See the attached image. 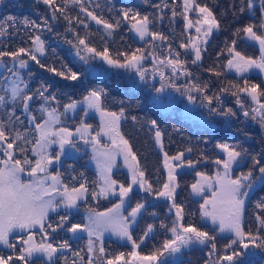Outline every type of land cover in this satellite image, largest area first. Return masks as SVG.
<instances>
[{
  "label": "snow or ice",
  "instance_id": "6c2138e0",
  "mask_svg": "<svg viewBox=\"0 0 264 264\" xmlns=\"http://www.w3.org/2000/svg\"><path fill=\"white\" fill-rule=\"evenodd\" d=\"M3 0H0L2 3ZM41 2V0H36ZM45 5L52 7L55 4V0H42ZM73 3H79L81 11L86 13L87 17L95 22L96 25L101 26L103 33L107 37H112L116 29L121 25V21H128L131 24V30L134 31L141 40H145L150 37L151 41L155 40H166L167 37L163 34L154 32L151 30L150 25L153 23L149 19L147 14L141 15L138 11L127 9L122 12L121 18L116 19L115 22L109 21L103 18L102 15H98L95 11H89L88 8L83 6V0H73ZM67 7V0H65V7L57 6L52 11V18L57 19L56 12L59 11L61 14L65 13ZM158 7V6H157ZM165 7L167 5L165 4ZM259 8L261 12V19L259 24V34L257 25L248 24L242 29H237V34L243 32L247 39L258 42L260 48L259 59L252 57H246L238 51H234V48H229L230 53H234L233 59L228 61L229 68H235L237 73H247L252 69H258L260 72H264V0H260ZM247 9L253 12L254 15V0H248ZM195 11L199 13V18L194 22L189 19L187 13ZM241 12L245 11L242 7ZM177 15L173 10V16ZM181 15L184 16L186 21V27L191 29L195 27V31L198 34L197 41L199 43L206 42L207 37L215 29H219L220 23L213 11L207 6H201L196 3V0H183V12ZM162 18V17H161ZM8 21L13 20V17H8ZM64 19L71 24L72 18L65 15ZM77 22L84 24L87 28L88 25L84 20ZM33 27L39 28V25L32 24ZM7 34V29L0 25V36ZM202 37L201 38V35ZM88 36L81 37L79 34L76 35L77 43L76 56L83 61L84 64H89L90 61L99 58L107 65L114 68L123 69H135L139 74L141 81L146 80V70L142 68V61L146 59L145 50L136 49L132 52H117L115 55L112 54L107 44L102 49H98L92 46L89 42ZM104 39V36L101 37ZM32 39V48H19L17 51L4 52L0 51V58L9 56L13 61L19 62V68H26L28 61L21 58L22 54L27 55L32 61H35L41 68L46 66L41 63L38 59L37 53L41 56L45 53V42L39 35H36ZM191 41V37L189 38ZM233 41V45H235ZM189 45L182 44L181 47H188ZM191 47L195 50V60L201 59V47L196 41H191ZM179 53H176V59H169L167 61H160L161 65L171 67L175 73L177 68L183 67V62L179 60ZM3 61L0 60V65ZM12 75L15 79L8 80L7 87L3 89L5 95H0V109H3L5 105L11 101L13 105L18 102H22V109L24 113H30L29 102L34 97H39L44 103L40 105L39 111L43 114L42 122H36L35 116H30L29 123L35 124V131L38 135L33 139L27 138V129L24 133L20 131H13L11 125L14 123L12 120L15 115V108H11L8 111V120H0V245H3L7 249L12 250V254L3 255L0 254V264H14V261H22L23 264H32L31 258L36 253L44 254L48 261L53 260L54 254L57 253L58 248L53 246L51 243L41 242L39 244L33 243L34 234L32 229L37 226L44 233L48 235V229L55 232L58 228H64L69 223V217L67 215L61 216L56 222L55 227L52 223L48 222L49 212H55L62 205L66 209H71L76 206L77 200L85 196L88 193V188L84 183H81L79 187H73L69 189L67 184H63L61 174H50L48 172V166L52 165L54 161H59L60 154L51 155L48 152V148L51 144L59 143L61 151L64 150L65 144H69L75 147L74 141L71 139L73 133L67 128H56V125L60 123L61 113H58L56 108H48L46 105L50 101L56 100V96H46L45 93L48 91V86L43 83L37 88L32 94H26L28 85L20 77L19 71H13ZM48 71L54 73L57 76L63 77L66 80L76 81L80 78L82 73L76 72L64 66V70H58L56 67L48 68ZM184 74H188L185 72ZM219 75V73H217ZM161 79H164V73L160 72ZM21 84L24 85L21 88ZM232 87H237L232 85ZM157 92L163 91V85L161 88L156 89ZM239 93H246L253 104L255 105L251 109L245 108L244 102L241 100ZM106 95L103 90L93 89L91 90L84 100L87 102L89 108H95L101 112L102 116V128L101 132L108 135L111 138L113 148L108 151H99L95 145L99 144L98 136L92 137L93 151L96 155L93 159L96 160L97 168L100 171L101 185L99 193L92 192L91 194L95 197L97 195H108L110 192L115 193L117 187L119 189L120 203L113 206L106 213H99L95 216H90L87 224H71L67 230L73 234L79 231H87L89 235L88 240V252L89 257L87 264H129V261L124 260V253H120L114 258H105L107 256L106 249L101 243L98 248L99 255H96L95 242L91 239L93 236L100 237L103 235L104 230L111 229L120 238H126L132 242L133 249L139 247V244L132 237L130 231L131 226L136 222L138 214L144 209L143 203H137L135 207L131 209L127 216H125L121 209L124 205L125 198L130 199V193L133 191V186L138 185L140 188L147 192H153L152 185L147 181L145 172L141 169L136 154L132 151V147L127 139L119 131V120L124 115V109L121 108L119 114L116 112H107L102 109L101 102L102 97ZM236 96V104L240 108L244 109L243 115L250 117L253 121H256L262 130H264V89L261 88L260 84H251L249 86L248 81L245 80L244 87L238 88L237 93H233ZM6 96L8 99L6 100ZM194 98L189 96V100ZM212 98H208L209 104H211ZM77 102H72L65 105V111L68 109H75ZM216 111V109H211ZM226 117L236 116V112L232 108H228L220 113ZM109 117L110 119L105 121L103 118ZM136 117H133L135 120ZM19 120V117H16ZM22 123V121H21ZM153 125H156V121H151ZM6 124L8 128H6ZM91 125L81 124V127L76 129L77 133H81V138H84L88 134V130ZM156 141L161 142L162 133L157 130L155 133ZM22 142V143H21ZM87 142V141H86ZM31 144V151L37 157L35 161L30 160L26 152L28 149L24 146ZM162 147V144H161ZM219 149L225 154V159H218L216 163L223 165V174L217 172L215 182L218 188L212 192L211 197L204 199L203 204L200 205L202 216L210 218L212 224H218L221 232L228 231L234 233L236 238L232 240L230 244L226 245V248L232 247L237 241H239L244 248L249 247V243L255 245L259 239L261 243L257 246L264 247V238L254 235L251 231L245 232L243 228V213L245 210V200L250 194V190L254 185L259 182L264 185V167L259 168V175H254V172L250 168L247 172H241L238 176L233 178L232 171L233 165H239L247 155V150L240 149L238 145H230L228 143H220L217 145ZM187 152H191L192 149H186ZM123 154L125 164L131 172V183L127 186L124 184H118V181L112 178V169L115 165V159L117 154ZM17 154L24 156L23 160L17 159ZM184 152H180L171 159L179 161V164H170L169 157L165 153V167L169 168L168 182L164 183L163 189L156 191L155 194L162 197H167L173 200L172 208L176 209L175 219L172 222V226L168 228V231L172 233V239L165 240L162 248L155 250L149 256H140L136 251L131 252L129 255L140 261H148L149 264H165V257L174 256L175 254L181 253L183 248L194 246L197 244L206 245L211 243L212 251H216V244L214 243V237L209 234L208 231H202L200 228L189 223L185 225L183 223V207L175 203V192L177 188L175 169L183 165ZM253 166L259 165L260 161L255 157H252ZM188 167H193V161H187ZM25 166H30L28 176L30 179L27 181L21 179V173L26 169ZM82 175V174H81ZM200 177L195 183L191 185L193 193L199 195L204 192L205 186L212 187V178L206 176L204 173H197ZM75 179V177H73ZM61 187L63 191H61ZM257 207L264 209V199L258 202ZM261 228H264V217L258 216ZM161 227H167L163 223ZM154 225L148 224L144 236L141 237V242L153 231ZM28 232V238L17 237L24 245L17 254V245L13 242L11 237L17 231ZM247 239L248 243H245ZM61 249L69 248L70 245L67 241L59 246ZM212 253L210 252V255ZM75 255L79 256V253ZM241 255V253L234 251L231 255H224L218 257V261H228L229 264H234V258ZM95 257V259H94ZM83 260V257H80ZM75 264V261L72 262Z\"/></svg>",
  "mask_w": 264,
  "mask_h": 264
},
{
  "label": "trees",
  "instance_id": "16d2710c",
  "mask_svg": "<svg viewBox=\"0 0 264 264\" xmlns=\"http://www.w3.org/2000/svg\"><path fill=\"white\" fill-rule=\"evenodd\" d=\"M27 1H31L33 5L31 2ZM27 1L7 0L8 3H5L0 7V20L13 17L14 19H20L25 22L26 30L20 29L18 31V33H21V31L22 33H26H21L22 35L19 36L18 42L21 46L32 48L31 38L36 35L41 37L45 42V53L42 56L37 54V56L41 63L46 67L41 68L35 61H32L25 54H22L21 58L28 61L26 68H19V62L13 61L9 56L0 58V60L3 61V64L0 65V95H5L3 91L5 88V81H7V79H15V76H13L12 72H9L8 69L19 71L20 77L28 85L26 94H32L42 83L45 86H48V91L45 95L51 96L54 94L56 100L50 101L46 107H61L62 103L80 98L84 93H89L93 89L103 90L106 92V95L102 97L101 102V104L104 105V109L106 108V110L116 113L120 112L121 108L124 109V115L119 120L120 131L125 139L129 141L137 156L139 164H141V169L145 171L147 165L152 167L150 173L153 172V174L151 177L157 172L155 168H157L158 160L152 150L153 147H155L154 139L156 138L154 135L156 131L153 129L152 124H150V121L153 120L156 121L154 128L162 133L161 138L164 141L170 140L171 138H180V140H182V138L193 139V137H197L198 139L204 140V145L208 146L205 150L209 153L213 147L211 144L214 142V138H223L220 142L226 141L228 144L230 142H235L241 147V149L244 148L249 151V153L255 154L254 157L260 161L259 165L255 166L256 170H259L262 163L264 164V145H262V142H264V130L261 129L256 121L253 129L249 124H246L250 127L247 129L251 132L249 137H244L239 134V136L234 139V133L227 131L225 123H223L224 125L222 126L208 127V124L204 122V120L193 121L191 116H188L182 109L180 110V105H177L176 107V105L172 103V105L170 104L166 106L165 109L155 106L151 100V96L155 91L154 89L159 84V81H156V78L152 79V81L149 79L141 81L138 77L133 76L129 69L111 67L99 58L90 61L89 64H84L83 61L76 56L75 48L77 43L76 35L79 34V36L85 37L88 36L89 33H92V35L89 36V42L92 46L102 49L105 44H107L113 55L117 52L130 53L136 49H143L145 50V56L151 60V55L154 58V54L157 52L164 54L166 53L167 48L168 50L174 48L176 51L173 50L168 53H170L171 56H174L175 52L179 53L178 58L183 62V67L177 68V74L172 72L168 73L171 76L180 75L185 72L188 74L186 76H181L182 78L178 76L177 79H175V82H172L170 76L164 77V79L168 81L167 88L173 89L175 83L184 84L192 77L195 79V82L199 87L203 81L208 80L204 71L212 69L221 70L224 68L221 64L222 58H225L227 53H230L228 52V47L233 44L235 36L237 38V44H235L239 45L242 55H245L246 52L250 53V51H253V49L250 48L252 44L244 39V33L241 32L237 34V29H242L244 26L252 23L251 18L253 15L248 12L247 0H196V3L204 1V3H206L213 11L220 23L218 31L215 33L213 32L214 36L210 38V42L208 41L205 44V50L201 53V59L198 64L190 61L187 62L189 59L188 53L177 43V39H181V35H183L184 32L183 25H181L183 19L182 16L179 15L180 4L178 0H83V6L88 8L89 11H95L98 15H102L103 18L112 22H115L116 19H120L122 12L127 9L138 11L141 15L147 14L149 19L153 21L150 25L151 30L154 32L160 31L163 36H168L166 40L155 41H151L150 37L146 38L145 41H138L133 37L130 31V23L123 20L121 21L120 27L114 31L113 36L107 37L104 35L101 26L96 25L94 21L88 18L86 13L81 11L80 4L73 3V0H67V7L64 14H61L59 11L56 12L58 18L55 20L52 18V11L57 6L65 7V0H55V4L52 7L45 5L42 0L41 2H36V0ZM165 3L167 4V7H165ZM170 3L173 4L172 7L170 6ZM242 7L245 9L243 12L240 11ZM173 10H175L177 15H171L173 14ZM169 13L171 14L169 15ZM65 15L72 18L71 24L64 19ZM77 18L79 20H84L88 27L86 28L84 24L78 23ZM33 23L40 27H33ZM102 36H104V39L101 38ZM17 38H13L15 44ZM241 44H245V46H241ZM3 48V50H5L6 47L3 45ZM65 65L73 71L82 73L80 78L76 81H70L48 71V68L50 67L64 70ZM219 71L216 72V74H213V79L208 84L209 87H207V89L209 90V94L223 90L227 84V75L225 73H220ZM217 73H219V75H217ZM20 86L21 88L24 87L23 84ZM7 99L8 97L6 96V100ZM201 100V102H204L203 93H201ZM43 103L44 102L40 100L38 96L34 97V99L29 102L30 113H24L22 102L13 105V103L9 101L3 109H0V120L7 121L8 111L14 107L15 115L12 118L14 123L11 125L13 134L17 130L24 133L25 129H27V138L33 140L36 134L34 129L35 124L29 123V119L30 116H35L36 122L41 120L43 114L39 111V108ZM215 109L216 112H222L225 110L223 106L216 107ZM16 117H19V120H16ZM133 117H136V119L133 120ZM230 118L231 117H229V119ZM236 119L237 118L235 117L234 120H231V124L234 128H238V131L239 129L244 131L245 129H242L241 126L242 123ZM6 128H8L7 124ZM24 146L28 149L26 155H29L31 152V144ZM247 156V158L245 157L241 160L243 164L240 165V168L246 167L250 162L253 166L252 158H250L249 154ZM22 157L24 156L21 154H17L16 156L17 159H21ZM194 163L196 164V162ZM203 163L204 161L200 162V164L204 165ZM184 170L185 172L180 173L178 177L183 179L185 177L187 179L190 178V170V173H188L187 167H185ZM152 179L157 180L156 177H153ZM184 184L185 182L183 185ZM185 187L186 186L182 189L179 187L177 194H182L181 191L184 190ZM185 192L186 190L184 191V194H182L183 198L181 199L182 201H185L182 205L185 217L189 212L191 213V218L194 220L193 222L196 227L199 226L204 228V226H207L211 230L212 226L210 222L202 220L197 215L200 207L198 206L199 204L196 203V200L199 203V198H194ZM247 199L248 200L245 204V211H247V214H250L252 211L256 215L264 217V209L257 207L258 202L264 199V185L259 182L255 184L250 190ZM151 200L157 202L159 205L162 201V199L160 200L156 196V199L152 198L146 200L144 204L146 205L145 207L151 206L149 204ZM146 209H148V211L143 210L140 215V220L142 219L141 221H149L148 219H150L157 222L158 220H161L160 223L168 226L165 224L166 220H170V213L167 212L168 210L164 212L161 211V213H153V207ZM150 210H152V212ZM173 212L174 211H172V213ZM149 214H154V216L149 217ZM250 217L255 223L259 221L254 214ZM70 221L64 228H58L52 235L58 237L60 239L58 242L60 243H64L65 241L68 243H76L78 246L77 248H73V250L76 253H79V256H75L77 258L83 257V259H85L88 256L85 252V250L88 249V234H84V232L78 233V235L74 237V234L67 230L68 226L71 225ZM54 222V224H56L57 221L54 220ZM153 225L155 226L153 228V234L151 235V242L152 245L155 246V251L162 248L165 238H167L168 235L172 236V233L167 230V227H161V224L153 223ZM37 229L39 233L42 232L39 227ZM260 229L259 237L264 238V228H261L260 226ZM209 233L212 234V232ZM223 234L225 233L216 231V237L218 238L222 237ZM223 237L226 238L227 235H224ZM91 239L95 241L96 244L99 245L102 243L105 248H109V252L106 253L107 255H112V257L117 256L120 253H125V247L131 249V246H128V243H125L112 234L108 235V233H103L102 236L91 237ZM181 251L182 252L179 255L175 254L174 256L165 257V264H212L211 261L208 260L210 252L212 255H215V252H218V250L214 252L209 251L206 249L205 245L200 244L183 248ZM220 252L221 250H219V253ZM145 253L151 255L152 252L150 253V251H146ZM36 255H40V262L48 264L46 258L43 257L42 254L36 253L34 256L36 257ZM241 255L242 256L239 259H234V264H264V247L258 246L255 252ZM73 261H75L74 257L68 254V264H72ZM81 262L84 264V261L81 259L79 261L76 260L75 264H81ZM212 262L213 264L229 263L224 261L223 263L222 261ZM14 264H23V262L17 260L14 261ZM96 264H99V262H96ZM120 264L123 263L120 262Z\"/></svg>",
  "mask_w": 264,
  "mask_h": 264
},
{
  "label": "rangeland",
  "instance_id": "374dc122",
  "mask_svg": "<svg viewBox=\"0 0 264 264\" xmlns=\"http://www.w3.org/2000/svg\"><path fill=\"white\" fill-rule=\"evenodd\" d=\"M27 2H31V1H27ZM178 2L180 4L179 15L182 16V19H183L181 25H183L184 32H183V35H181L182 38L177 39V43L180 46L182 44L189 45L188 47H183V48L185 49V51L189 55L188 56L189 59L187 60V62L190 61L193 63V61L195 60V50L191 47V41H196L198 43V45L202 49V51H201V53H202L205 50V44L208 41L210 42V38L214 36L213 34L215 32H217L218 29L213 30L214 33L212 32L207 37L206 42L199 43V41H197L198 34L195 31V27H193L191 29L187 28L184 16L181 15V13L183 12V0H178ZM5 3H8L7 0H3V2L0 3V7ZM197 3L200 4L201 6L207 5L206 3H204V1H202V2L199 1ZM247 3H248V0H247ZM259 3H260V0H254V15H253V12H250L248 10V12H250V14L253 15V17L251 18V22L253 24L257 25L256 30L258 31V34H259V27L258 26L260 24V19H261V12H260V8H259ZM32 5H33V3H32ZM27 6H29V5H27ZM170 6L172 7L173 4L170 3ZM170 14L171 13H169V15ZM171 15H173V14H171ZM187 15H188L189 19H191L193 22L199 18V13L195 12V11H190L189 13H187ZM254 22H258V23H254ZM0 25L4 26L7 29V34L4 36H0V51L12 52V51H17L21 47L26 48L25 46H21V44H19V42H18L19 36H21L22 34H26L25 32L22 33V31H21L22 34L18 33V31L20 29L26 30V26H25L24 21H22L20 19H16V18L11 20V21H8L7 18H4V19L0 20ZM129 28H130V31H131L134 38H136L138 41H145V40H141L139 38V36L134 31L131 30V24H129ZM157 32L161 33L160 31H157ZM200 35H201V38H203L202 34H200ZM10 36H11V38H10ZM165 37H168V36L165 35ZM190 37H191V41L189 40ZM243 37L247 42L252 44L250 46V48L253 49V51H250V53L246 52L247 54L245 53L244 56L252 57V58L258 60L260 55H261L258 42H254V41L247 39L245 34H243ZM13 38H17L16 44H15V40ZM236 39L237 38L235 36V39H234L235 42L237 41ZM236 44L235 45L232 44L228 48H234V51H238L241 53V49H240L239 45H236ZM3 45L6 47L5 50H3L4 49ZM242 45L245 46V44H241V46ZM8 46H10V47H8ZM173 50L176 51L174 48L169 49V50L167 48V51L164 54H160L156 51L157 53L154 54V58L151 55V57H150L151 60H149L146 57V59L142 61V68L145 69L146 73H147L146 80L149 79L152 81V79L156 78V81H159L158 86L154 89L155 91L153 92V95L151 96V100H152L153 104L155 106H157L158 108L161 105L163 107H166L170 104L172 105V103H174L176 105V107H177V105H180V110L182 109L183 112H185L188 116H191L193 121H195V120L203 121L204 120V122H206L208 124V127L222 126V125H224L223 123H225V121H226L227 122V124L225 123L226 129H227V131L234 133L233 134L234 139L237 136H239V134L241 136H244V137H246V136L249 137L251 132L248 131L247 129H249L250 127H246L247 126L246 124H249L250 126L255 127V121H253L250 117H245L243 115L244 109L240 108V106L236 104V96L233 95V93H237L238 88L244 87L245 80L248 81L249 86L251 84H260L261 88L264 89V86H263L264 85V72H260L258 69H252L247 73H243V74L237 73L235 68H229L228 67V61L230 59H233L234 53H227L225 58H222V63H221L224 68H222L221 70L220 69H212V70L207 69L209 72L204 71L206 73L208 80L203 81V83H201L199 87L197 86L198 84H196L195 79L192 77L190 80H188L184 84L175 83L174 84L175 86L173 87V89H170V88H167L168 81L165 79H163V80L161 79L160 72L164 73V77L170 76L172 82H175L176 81L175 79H177L178 76H180V77L186 76V74H184V73H182L180 75L171 76L169 73L170 72L174 73L172 71L171 67L160 64V61H162V60L167 61L169 59H176V52H175L174 56H171L170 53H168V52L173 51ZM179 60H181V59H179ZM198 62H200V60L196 61L195 63L198 64ZM90 67H92V66H90ZM129 71H131L133 76L139 78V74L136 72L135 69H129ZM218 71L220 73H223V74L225 73L227 75V78H226L227 84H226L225 88H223L224 89L223 92H227V89H228V92L225 94L223 92L216 91V92H214V94H209V90L207 89V87H209L208 84L213 79L212 78L213 74H216V72H218ZM175 73L177 74V72H175ZM214 76H216V75H214ZM8 80H11V79H7V81H5V87H7ZM162 85H163V91L157 92L156 89L161 88ZM232 85H236L237 87H232ZM201 93H203V95H204V100H203L204 102H201L202 101L201 100ZM87 95H88V93H84V95H82L80 98L73 99L70 102L62 103L61 107H57V106L50 107V106H48V108H56L58 113L62 114L60 116V123L58 125H56V128L57 129H59V128L69 129L73 133V137L71 139L75 143V147H72L69 144H65L64 150L61 151L59 143L57 142V143L50 145V147L48 148V152L51 155L60 154V156L66 154V153L75 154L76 152H79L80 154H77V159L82 160L83 163H86V161L89 162L90 166L92 167V169H94L95 174L99 179V181H98V182H100V184L98 183V186H99V185H101V181L99 178L100 171L97 168L96 160L93 159V157L96 155V153L93 151L92 137H97V134L99 133V136L97 137L99 140V144L95 145V147L99 151L111 150L113 148V145H112L111 138L108 135H105L103 132H101V128H102L101 112L97 111L95 108H89L87 102L84 100V97H86ZM226 95L231 99V101H230L231 104H229L230 106L227 105L226 103L223 104L224 98ZM189 96L193 97L194 99L189 100ZM239 96H240L241 100L244 102L245 108L251 109L252 107L255 106L253 104V102L251 101L250 97L246 93H239ZM209 97H211V98L213 97L214 100H216L217 105L219 107L223 106L225 110L228 108H232L233 111L236 112V116L231 117L229 120H234V118L236 117L237 118L236 120H239L242 123V125H246L245 126L246 128L244 127L245 130L243 131V130L239 129V131H238V128H236V127L234 128L233 125L229 123V120L224 119L225 120L224 121L221 117H219L218 115H215L216 111L210 112L209 111L210 109H215L214 108L215 105H212L213 100H211V104H209V102H208ZM72 102H77L76 108L75 109H68L67 111H65V105L72 103ZM101 107L103 110H105L107 112H111V111L106 110V108L104 109L103 104H101ZM117 113L119 114V112H117ZM211 116H212V120H211ZM225 118H229V117H225ZM103 119L105 121H107L110 118L104 117ZM42 120H43V115H42L41 120L39 122H42ZM82 123L91 125V128L88 130V134L85 135L84 138H81V133L76 132V129L78 127H81ZM150 124H152L151 121H150ZM256 125H257V123H256ZM152 127L155 131L158 130V129L154 128L153 124H152ZM34 129H35V126H34ZM119 131H120V126H119ZM120 133H121V131H120ZM155 133H154V135H155ZM37 135H38V133L35 134V137ZM203 138H205V137H203ZM214 139H215L214 142L211 144V145H213V147H212L211 151L208 153L205 150L206 147H208V146L204 145L205 144L204 140L198 139L197 137L196 138L193 137V139L182 138V140H180V138H177V139L171 138L170 140H166V141H164L161 138L160 143H158L156 141V138H155L154 139L155 147L152 146L153 147L152 150H153L154 154L156 155V159H158V160H157V168H155L157 172H155L156 174L153 177H156L157 180H154V179H152L153 177H151L153 174V172L150 173V171L152 169L151 166L147 165L146 170L144 171L145 177H146L147 181L152 185L154 191L150 193V192H147L144 189L140 188L138 185H134L133 191H132V193H130V199L125 198L124 204L126 203L125 205H127V206L122 208L121 212L125 216H127L128 213L131 211V209L133 207H135L138 202L145 204L146 200H149L152 198L156 199V196H157V198H159L160 200L162 199V201L160 202L161 203L160 205L157 202H155V204L153 205V213L154 212L161 213V211L164 212V211L168 210L167 212L170 213V218H169L170 220L165 221V224L168 225L167 230H168V228H170L172 226V222L175 219V214H176V209L171 207L173 200H171L167 197L158 196L155 194V192L162 190L164 183L168 182L169 168L165 167V153H167V156L169 157L168 162L172 165H176V164H179L180 162L175 161L171 158L175 157L180 152H184V156H183L184 163L180 167H177L175 169V173H174L176 176V184H177V188H176V192H175V196H174L175 203L178 205H181V206L183 205V203L185 201H182L181 199L183 198L182 194H184V191L186 190L185 193L190 194L194 198H197V199L199 198L198 199L199 203L197 200H196V203L199 204L198 206L200 207V205L203 204L204 199L211 197L212 192L218 188V185L215 182V177H216L217 172H220L221 175L223 174V165H218L216 163V161L218 159H220V160L225 159L226 156L222 152V150L217 147V145L220 143H228V142H226V141L220 142L223 138L216 137ZM201 140H203V141H201ZM190 141H193V142H190ZM161 144H162V147H161ZM229 144L230 145H237L235 142H233V143L230 142ZM169 145H171V146H169ZM262 145H264V142H262ZM31 147H32V145H31ZM189 148L192 149V151L190 153L186 151V149H189ZM239 148L241 149L240 146H239ZM132 151H133V149H132ZM247 153L250 155V158L255 156V154L249 153V151H247ZM29 156H31V157H29ZM27 157L32 161H35V159L37 158L33 154L32 151L30 152L29 155H27ZM247 157L248 156H246V158ZM23 158L24 157H22L21 160H23ZM188 160H192L193 163L196 162V164L194 163L193 167H188V165H187ZM202 161H204V163H203L204 165L200 164V162H202ZM54 163H57V162L54 161ZM68 163L70 164L69 161L66 162V164H68ZM241 164H243V162H240L239 165H233V171H232L233 178L238 176L241 172H247L250 168L254 172V175L258 176L260 174L259 170H256L255 167L251 165V162L248 165H246V167L240 168ZM263 165L264 164L262 163L260 166L263 167ZM184 166L187 167L188 173L191 172V176L188 179L186 177L184 179L181 177L180 178L178 177L180 173L185 172ZM25 169L26 170L23 173H21V179L27 181L28 179H30V177L28 176V171L30 170V166H25ZM54 170H56V173L59 171L58 167H56ZM189 170H190V172H189ZM192 173H194V174H192ZM197 173H204L206 176L212 178V181H211L212 187L209 188L206 185L204 192L199 194V195L193 193L192 188H191V185L200 179V177L197 176ZM72 176L75 177V179H73V177L67 176V175H65V177H61L63 184H67L69 189H71L73 187H79V186H75L76 183L80 184V183H86L87 182V175L86 176L84 175L83 177H80V178H79V175H77V174L76 175L73 174ZM180 176H183V175H180ZM112 178L117 180L118 184L122 183L125 186H127L129 183H131V172L128 168V165L125 164L123 154L118 153L116 155L115 165L112 169ZM184 182H185V184L183 185ZM91 186H92L91 189H93L94 185L92 184ZM184 186H186V187L184 188V190L181 191L182 194L178 195L177 194V192L179 191L178 188L180 187V189H182ZM96 189H97V187H96ZM61 191H63L62 187H61ZM118 193H119V189L117 187V190L115 193L110 192L106 196L100 195L98 197L99 199L94 197L93 200H91L89 198L88 193H87L85 200L82 201L84 205L80 204L81 203L80 200H83L84 197L77 200V204H76L74 210L75 211L78 210V211L76 213L72 212L71 215H72V219L74 221L73 220L70 221V219H69L70 224L78 223V224L84 225V224L88 223L90 216H95L96 214H99V213L108 212V210L113 208L114 205L120 203V198H119ZM247 198L245 200V204H246V201L248 200ZM188 200H189V198H188ZM132 204H133V206H132ZM81 207L82 208L90 207L91 211L88 210V211H86V213H83L84 211H83V209H80ZM150 207L151 206L144 207V209H142L141 212L143 210L148 211V209H146V208H150ZM58 209H65L66 210V208L63 207V205ZM99 209H102V210H99ZM245 209H246V205H245ZM67 210H71V209H67ZM150 211L152 212V210H150ZM172 211H174V212L172 213ZM57 212L60 215L56 214ZM56 213L51 217L48 216V222L52 223L54 227H55L54 220L58 221L61 216L67 215L65 212L62 213L59 210L56 211ZM140 214L141 213H139L138 216ZM252 214H254L256 217H258V215H256L252 211L250 214L249 213L247 214V211L244 210L243 222H242L243 228H244L245 232L251 231L254 235L259 236L260 231H261L260 226H259L260 223H259V221L255 223L254 221L251 220L250 216ZM183 215H184L183 223L185 225H187L188 223H191L194 226H196L195 223L193 222L194 220L191 218V213L188 212L187 216L185 217V212H183ZM197 215L202 220L209 221L211 226H212L211 230L207 226H204V228L198 226V228H200L202 231L212 232V234H210V233L209 234L214 237V243L216 244V250H218V252H215L216 253L215 255H212V254L209 255L208 260H210L212 264H213L212 261L218 262V257L224 256V255H231L234 251L239 252L243 255L255 252L256 249L258 248L257 245H259L261 243V241L258 239V241H256L255 245L249 243V247L244 248L242 246V244L239 241H237V243L235 245H232V247L226 248L225 246L230 244L232 240L237 239L235 234L228 232V231L221 232L219 230L218 224L214 225V224H212V221L210 218H205L202 216L201 208H199ZM148 220L149 221L143 220L141 222V225L140 224L138 225V221L136 218V222H137L136 225H138V226L137 227L135 226L133 229L136 232V234L135 235L132 234L133 239L136 241L137 244H139V247L136 249H133L131 241H128L126 238H120L114 232H112L111 229H106L103 232V233H108V235L115 234L121 240L125 239L127 241L128 246H131V249H128L129 247H125V249H124L125 250L124 251L125 252L124 253V260L129 261V264H149V262L146 260L140 261V260H137L134 257L129 255L133 251L138 252L140 254V256H149V254L145 253L146 251H150V253L154 252L155 246H153L152 242H151V235L153 234V231L148 234L147 238L145 239V241H143V243L138 242L140 237L137 236V233H139V236L143 232L145 233L148 224H152V225H153V223L154 224H161L160 223L161 220H158L157 222L155 220H150V219H148ZM37 228H38V226L36 228L32 229V232L34 234L33 243H36V244H39L41 242L51 243V244H53V246L58 248V251L55 254L56 258L51 262H49L47 257L43 254L44 257H46V262L48 264H68V262H67V255H68L67 253L68 252H69L70 256L74 257L75 261L80 260V258H77L75 256V254H76L75 251H73V250L68 251V249L70 247L69 248H63V249H61L59 247L61 245V243L58 242L57 240H60V239L58 237H55L54 235H52L53 232L51 231V229L47 230L48 235L45 236L43 232L39 233ZM216 231H219L221 233H225V234H223V236L227 235V237L226 238L223 236L219 237V238L216 237ZM83 232L88 233L87 231H79L77 233H83ZM104 235H106V234H104ZM18 236L23 237V239H27L28 238L27 230H25L23 232L18 230L11 237L13 242L16 243V245H17V249H16L17 254H19V250L24 247V245L21 243L20 239L17 238ZM93 237H97V236H93ZM87 238L89 239V235H87ZM172 238H173L172 236L168 235L167 238H165V240H169ZM54 241H57V242L54 243ZM244 242L248 243L247 239H245ZM226 243H228V244H226ZM70 245L72 247H74L72 244H70ZM99 246H100V244L98 245L95 243V247L97 250L96 255H99V253H98ZM205 246H206L207 250L212 251L211 243L206 244ZM105 249H106V252H109V250H110L109 248H105ZM219 250H221L220 253H219ZM85 252L87 253L88 256H87V258H85L86 260L83 259L82 261H84V264H87V260L89 257L88 249L85 250ZM0 254L10 255V254H12V250L5 248L3 245H0ZM39 254H42V253H39ZM241 256L242 255H239V256L235 257L234 259H239ZM107 257L108 258H114L115 256L112 257V255H107L105 258H107ZM32 258H31L32 264H45L44 262L39 261V259H41L40 255H38V256L36 255V257L33 256ZM56 259H58L57 262H56ZM224 262L228 263V261H224ZM82 263L83 262H81V264ZM121 263H123V261H121ZM222 263H223V261H222Z\"/></svg>",
  "mask_w": 264,
  "mask_h": 264
},
{
  "label": "flooded vegetation",
  "instance_id": "af4514ba",
  "mask_svg": "<svg viewBox=\"0 0 264 264\" xmlns=\"http://www.w3.org/2000/svg\"><path fill=\"white\" fill-rule=\"evenodd\" d=\"M224 90V89H223ZM223 90L222 91H220V92H223ZM223 93H225L226 94V92H223ZM214 94V93H213ZM215 97V96H214ZM212 100H213V102H212V105H215L214 106V108H216V107H219L218 105H217V102H216V100H214V98L212 97ZM231 99L226 95L225 96V98H224V102H223V104L224 103H226L227 105H229V104H231ZM230 106V105H229ZM210 112H212L211 111V109L209 110ZM221 112H216V114L215 115H218L219 117H221L223 120L225 119V120H229V118H225L226 116H223V115H221L220 114ZM229 123L231 124V120H229ZM241 126H242V129H244V127L246 126V125H242L241 124ZM246 127H248V126H246ZM245 127V128H246ZM252 128V127H251ZM253 129V128H252ZM77 154H80L79 152H76L75 154H68V153H66V154H64V155H62V156H60V159H59V161H56L57 163H54V164H52V165H50V167L52 168V171L50 170L49 172L51 173V174H55L56 173V170H54L56 167H58L59 168V173L61 174V177H65V175H67V176H71V177H73L72 175L74 174V175H79V178L80 177H83L84 175L86 176L87 175V182L86 183H84L85 184V186L88 188V196H89V198L91 199V200H93L94 199V196L91 194L92 192H97V193H99V188H100V185L98 186V183L100 184V182H98L99 181V179H98V177L96 176V174H95V171H94V169H92V167L90 166V164H89V162H87L86 161V163H83V162H79V160L77 159ZM78 160V161H77ZM67 161H69L70 162V164L68 163V164H66V162ZM82 174V175H81ZM99 178H100V176H99ZM81 184V183H80ZM80 184H78V183H76V185L75 186H79ZM94 185L93 186V189H91V185ZM96 187H97V189H96ZM119 194V193H118ZM87 196V194H85V196H83L84 198H83V200H80V202H82V201H84L85 200V197ZM100 195H97V196H95V198H98ZM120 198V197H119ZM99 199V198H98ZM97 199V200H98ZM82 205H84L83 203H81ZM126 204V203H125ZM123 205V207L122 208H124V207H126L127 205ZM151 206L154 204V201H150V203H149ZM131 205V204H130ZM148 205V204H147ZM132 206H133V204H132ZM146 206V205H145ZM73 209H75V208H73ZM96 209V208H95ZM99 210H102V209H99ZM98 210V211H99ZM140 213H142V212H140ZM141 215V214H140ZM140 215L139 216H137V221H138V225L140 224L141 225V220H140ZM150 215V214H149ZM154 216V214L153 215H150L149 217H153ZM137 224V222L135 223V224H133L132 226H131V228H130V231H131V233L133 234V235H135L136 234V232L133 230L134 229V227L136 226H138V225H136ZM144 233V232H143ZM143 233L142 234H140V236H139V233H137V236L138 237H141L142 235H143ZM74 237H76L75 235H74ZM147 237H145L144 238V240L143 241H145V239H146ZM126 241V240H125ZM124 241V242H125ZM139 242V241H138ZM126 243V242H125ZM140 243V242H139ZM69 245L70 244H72L74 247H72L71 245H70V248L68 249V251H72L73 250V248H77V246L78 245H76V243H73V242H71V243H68ZM74 251V250H73ZM182 252V251H181ZM67 254H69V252L67 253ZM179 254H181V253H179ZM178 254V255H179ZM127 256V255H126ZM56 257H55V254H54V257H53V260L55 259ZM95 259V258H94ZM52 260V261H53ZM86 260V259H85ZM58 260L56 259V262H57Z\"/></svg>",
  "mask_w": 264,
  "mask_h": 264
},
{
  "label": "water",
  "instance_id": "95a60500",
  "mask_svg": "<svg viewBox=\"0 0 264 264\" xmlns=\"http://www.w3.org/2000/svg\"><path fill=\"white\" fill-rule=\"evenodd\" d=\"M144 236V235H143Z\"/></svg>",
  "mask_w": 264,
  "mask_h": 264
}]
</instances>
